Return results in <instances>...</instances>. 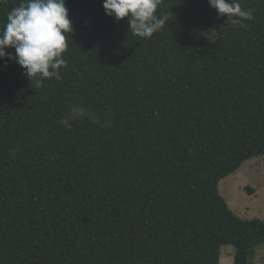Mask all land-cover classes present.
Segmentation results:
<instances>
[{"label": "trees", "instance_id": "obj_1", "mask_svg": "<svg viewBox=\"0 0 264 264\" xmlns=\"http://www.w3.org/2000/svg\"><path fill=\"white\" fill-rule=\"evenodd\" d=\"M239 2L243 27L161 0L142 39L103 0H66L59 80L0 60V264H218L223 246L251 264L264 222L217 190L264 158V0Z\"/></svg>", "mask_w": 264, "mask_h": 264}, {"label": "clouds", "instance_id": "obj_2", "mask_svg": "<svg viewBox=\"0 0 264 264\" xmlns=\"http://www.w3.org/2000/svg\"><path fill=\"white\" fill-rule=\"evenodd\" d=\"M208 3L220 17H227V24L243 27L242 21L254 19L239 0ZM160 5L161 0H103L102 7L117 22L127 18L132 35L150 39L169 19L167 14L157 15ZM72 32L66 0H18L0 28V60H14L26 78L41 87L46 79L61 78L60 69L66 67L62 54ZM7 49H14V55Z\"/></svg>", "mask_w": 264, "mask_h": 264}, {"label": "rangeland", "instance_id": "obj_3", "mask_svg": "<svg viewBox=\"0 0 264 264\" xmlns=\"http://www.w3.org/2000/svg\"><path fill=\"white\" fill-rule=\"evenodd\" d=\"M217 190L236 217L264 222V158L245 161L232 175L218 182ZM233 254V247H221L218 264H233ZM253 254L251 264H264V246Z\"/></svg>", "mask_w": 264, "mask_h": 264}]
</instances>
